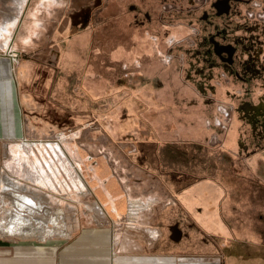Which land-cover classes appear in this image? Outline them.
<instances>
[{
	"label": "rangeland",
	"instance_id": "374dc122",
	"mask_svg": "<svg viewBox=\"0 0 264 264\" xmlns=\"http://www.w3.org/2000/svg\"><path fill=\"white\" fill-rule=\"evenodd\" d=\"M202 3L191 5L194 24ZM188 4L0 0V81L7 79L8 100L19 90L25 135H0V243H47L70 235L66 241L72 242L83 230L109 229L115 251L151 252L171 208L186 231H197L166 182L179 190L200 182L229 186L231 179L244 181L248 169L255 186L264 184V139L254 138L239 119L236 105L245 98L240 84L187 57L197 38ZM261 5L258 0L249 6ZM258 93L260 88L253 101ZM12 167L39 170L45 179L30 181ZM5 174L13 184L2 179ZM102 193L107 212L97 201ZM24 195L48 209L30 218L54 235L38 239L2 231ZM254 203L260 230L264 205ZM215 215L201 216L207 229L219 225ZM203 233L212 241V233ZM226 240L217 236L215 250L182 252L178 264H223L219 248ZM257 241L264 251V240Z\"/></svg>",
	"mask_w": 264,
	"mask_h": 264
},
{
	"label": "crops",
	"instance_id": "0c3cea01",
	"mask_svg": "<svg viewBox=\"0 0 264 264\" xmlns=\"http://www.w3.org/2000/svg\"><path fill=\"white\" fill-rule=\"evenodd\" d=\"M0 64L5 67V62ZM6 82L7 79L0 81V135L23 138L25 135L19 90L15 92L12 101L8 100ZM13 86L17 88L14 76ZM242 175L245 177L244 181L231 179L234 182L229 186L220 183L214 187L200 182L191 188L179 190L173 184L166 182L167 190L172 193L177 192L175 200L178 207L187 213L189 220L191 218L194 220L197 231L194 230L196 233L186 231L185 227L180 225L178 214L174 215L175 209L171 208L173 211L171 209L170 212L167 211L164 218L165 227L160 229L161 236L151 252L115 251V240L109 229H92L83 230L81 236L72 242L66 241L72 236L70 235L65 240L54 239L47 243H0V264H178L182 252H189L200 246L210 251L217 249L214 243L217 236L229 240V242L226 240L229 244L219 248L225 253L223 264H226L227 256L230 264H264L263 248L261 245H255V243L259 244L257 240H264V226L257 230L252 216L255 201L256 204H260L261 201L264 205V184L258 183L255 186L250 181L253 172L248 169ZM221 179L223 180L222 177ZM190 194L197 197L194 203L182 200V197ZM97 197L98 203L107 212L109 206L106 200L107 194L102 193ZM208 211L216 212L215 218L219 224L212 229L205 227L201 217ZM193 212L199 216L194 215ZM260 219L264 220V216L261 215ZM182 220H186V217H182ZM200 232L212 233L210 234L212 241H207Z\"/></svg>",
	"mask_w": 264,
	"mask_h": 264
},
{
	"label": "flooded vegetation",
	"instance_id": "af4514ba",
	"mask_svg": "<svg viewBox=\"0 0 264 264\" xmlns=\"http://www.w3.org/2000/svg\"><path fill=\"white\" fill-rule=\"evenodd\" d=\"M253 1L258 0H203L194 24L191 5L196 0H186L197 38L185 52L189 60L217 68L232 83L240 84L245 98L236 105L239 119L251 127L254 138L264 139V17H258L264 14V0L259 8L249 6ZM256 88L260 93L253 101Z\"/></svg>",
	"mask_w": 264,
	"mask_h": 264
},
{
	"label": "bare ground",
	"instance_id": "6f19581e",
	"mask_svg": "<svg viewBox=\"0 0 264 264\" xmlns=\"http://www.w3.org/2000/svg\"><path fill=\"white\" fill-rule=\"evenodd\" d=\"M13 60V59H12ZM11 60V61H12ZM9 65L10 66H12L11 65V62H9ZM9 73L12 75V71H9ZM13 76V75H12ZM24 146V145H23ZM26 148H27V150H31V148H29V145H26ZM31 152V151H30ZM67 155V154H66ZM28 157V156H27ZM26 157V158H27ZM64 157H66V156H64ZM68 158V157H67ZM25 161H27L26 159H25ZM24 161V162H25ZM25 163H27V162H25ZM23 167V166H22ZM21 169H20V167H12V172L13 173H18L20 176H22V177H24L25 179H28V180H30V181H41V180H43V179H45V177L42 175V173L39 171V170H32L30 167H28L25 171H20ZM2 179H4V181L5 182H8V183H10V185L11 184H13L12 183V181H11V179L12 178H10V176H8V175H3V177H2ZM18 186V185H17ZM23 186V185H22ZM21 186V189L22 190H25V187H22ZM13 187V186H12ZM39 187V186H38ZM8 188V187H7ZM13 192V191H12ZM18 197H20V199L22 200V202L24 203V204H21V205H19V203H18V205H17V208H16V210L10 215V217H9V223L5 226V229H3L2 227H1V229H3L2 231H4L5 230V232L6 233H11V235L13 234V235H22V236H25V235H36L37 236V238L38 239H44L45 238V236L47 237V236H50V235H54V234H50V232L49 231H47L46 229L47 228H44L43 227V225H44V223L42 224V223H40L39 221L40 220H38V219H31L30 217H32V216H34V212L36 211H38V210H41V211H43L45 214L48 212V209H42V206H41V204L40 203H37V202H35L31 197H29V196H27V195H24V196H18ZM6 198V197H5ZM15 202V201H14ZM35 209V210H34ZM101 210V209H100ZM35 212V213H36ZM58 217L61 219L62 217H63V213H62V211L60 212V213H58ZM57 217V218H58ZM44 218V217H43ZM50 219H52V218H50ZM50 219H48V220H50ZM59 219V220H60ZM63 219V218H62ZM36 220H38V227L37 228H32V225H31V221H36ZM52 221H54V218L52 219ZM56 221V220H55ZM57 221H58V219H57ZM37 222V221H36ZM58 222H60V221H58ZM63 222H64V220H63ZM53 223V222H52ZM55 223V222H54ZM53 223V224H54ZM8 225H10V226H8ZM52 225V224H51ZM60 225V224H59ZM58 225V226H59ZM53 226V225H52ZM51 226V227H52ZM55 226H56V224H55ZM57 227V226H56ZM58 229V228H57ZM51 230V229H50ZM17 232V233H16ZM51 232H55L54 230L53 231H51ZM20 235V236H21ZM35 236V237H36Z\"/></svg>",
	"mask_w": 264,
	"mask_h": 264
}]
</instances>
